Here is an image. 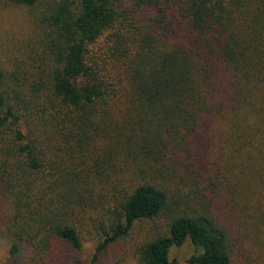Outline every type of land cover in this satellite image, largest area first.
Returning <instances> with one entry per match:
<instances>
[{
	"label": "trees",
	"instance_id": "obj_1",
	"mask_svg": "<svg viewBox=\"0 0 264 264\" xmlns=\"http://www.w3.org/2000/svg\"><path fill=\"white\" fill-rule=\"evenodd\" d=\"M8 1L35 12L27 60L0 68L11 254L81 250L104 187L125 194L94 262L166 214L140 264H178L186 242L189 264H264V0Z\"/></svg>",
	"mask_w": 264,
	"mask_h": 264
},
{
	"label": "rangeland",
	"instance_id": "obj_2",
	"mask_svg": "<svg viewBox=\"0 0 264 264\" xmlns=\"http://www.w3.org/2000/svg\"><path fill=\"white\" fill-rule=\"evenodd\" d=\"M35 12L31 8L19 5L8 0H0V68L13 72L15 67L24 59L27 60L25 52L35 38L34 27ZM150 161L156 165L154 170H148V181L155 182L168 189L176 190V184L167 176L170 173L166 167L157 164L154 159ZM171 172V170H168ZM128 186V183H127ZM101 189L96 195V204L101 209V214L105 218L104 223L90 222L83 235V247L81 250L73 249L65 243L60 247V258L58 264H140L139 248L153 237L163 234L168 229L170 218L163 214L158 219L148 220L136 224L131 234L114 243L105 251L101 258L94 262V253L97 244L101 240V234L105 225L116 217V212L120 208V202L125 192L119 189L117 192ZM186 188L181 195L186 201ZM180 196V197H181ZM181 201V198H180ZM9 203L0 195V264H34L26 257L25 250H20L17 254H11L14 239L7 233L6 227L9 220ZM99 214V215H101ZM196 253V248L191 242H186L183 246L174 248L171 251V258L177 260L178 264H189V259ZM246 264L245 258L236 264Z\"/></svg>",
	"mask_w": 264,
	"mask_h": 264
}]
</instances>
